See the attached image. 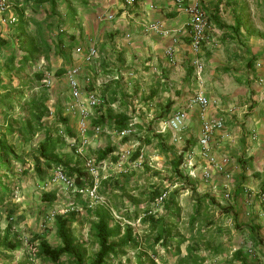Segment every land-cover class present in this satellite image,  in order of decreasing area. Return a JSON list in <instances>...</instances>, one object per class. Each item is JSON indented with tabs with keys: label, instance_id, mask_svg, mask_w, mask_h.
<instances>
[{
	"label": "trees",
	"instance_id": "16d2710c",
	"mask_svg": "<svg viewBox=\"0 0 264 264\" xmlns=\"http://www.w3.org/2000/svg\"><path fill=\"white\" fill-rule=\"evenodd\" d=\"M7 1L10 9L6 13L13 11L14 22H11L12 18L5 17L0 20V217L3 216L6 221L0 231V253L21 251L26 261L19 264H31V256L39 264H122V260L125 264H204L221 256L227 257L229 264H260L256 262L259 252L256 247L262 243L258 235L250 237L253 242L250 255L246 247L231 251L219 242L230 232L229 228L220 226L224 218L232 220L234 230L243 228L240 212L233 206L219 203L211 193L198 192L197 180L189 174L186 166L189 155L194 154L197 148L193 138H188L182 151L177 153L168 144L169 134L165 137L156 133L150 125L143 127L131 123V118L125 113H115L109 107L98 109L100 107L97 106L89 120L86 138L94 135L95 128L101 129L98 134L100 141L109 139L111 135L119 136L125 131L137 130L140 133L135 140L138 147L132 157L137 159L144 147L155 149L156 154L165 158L166 170L173 181L169 188H160V181L155 185L147 180L135 183L128 174H121L95 183L85 167V161L91 159L97 168V164L112 159L114 155L115 162L117 148L108 144L96 149L92 158L87 145L84 146V155L78 154L77 116L73 121L62 104L64 101L68 102L67 105L71 102L69 89L50 112L47 107L50 89L43 83L46 69L51 65L50 57H59L69 63L72 52L79 46L74 35L67 33L68 28L75 26L76 10L69 4L62 16L57 5L60 0ZM45 6L47 8L43 10L42 17L35 18ZM79 38L82 39L81 34ZM255 60L253 58L252 62ZM65 73V69L60 67L52 76L61 79ZM89 85L92 88L95 86L93 83ZM109 88L108 85H101L97 90L104 96ZM88 90L82 92L84 99L91 93ZM157 94L158 89L151 90L146 104L152 103ZM171 106V102L162 106L159 120L167 119ZM16 111L26 114L24 117L20 113L15 115ZM36 138L35 145L30 147ZM122 139L128 141L131 138L124 135ZM12 162L21 166L20 174H15ZM57 168L73 180L74 189L91 190L95 186L97 198L103 200L91 201L87 196L83 198L74 192L72 206L79 207L86 214V238L73 235L72 226L79 214L71 211L51 217L58 245L53 246L46 239L44 232L47 231V222H50V209L56 195L52 191H42L39 198V214L45 216L42 220L45 226L43 232L27 235L12 232L14 225L24 219L23 215H17L20 206L13 201L14 189L19 188L21 178L30 174L37 185L42 186L52 178V172ZM170 188L173 189L169 191ZM237 189L238 194H231L234 202L241 194L240 188ZM185 191L190 193L188 212L179 201ZM162 195L165 198L157 206V199ZM136 223L146 227L147 231L136 233ZM24 238L26 244L23 243ZM183 245L184 255L181 252ZM89 246L94 247V251H90ZM170 259L175 261L169 263Z\"/></svg>",
	"mask_w": 264,
	"mask_h": 264
},
{
	"label": "crops",
	"instance_id": "0c3cea01",
	"mask_svg": "<svg viewBox=\"0 0 264 264\" xmlns=\"http://www.w3.org/2000/svg\"><path fill=\"white\" fill-rule=\"evenodd\" d=\"M125 1L58 2L62 16L69 4L76 10L75 26L68 28L67 33L79 41L75 48L79 52H72L70 67L78 68L80 74L83 72L87 82L93 79L89 74L97 71L107 80L111 73L118 71L120 84L131 83L142 86V89L149 82L147 94L158 89L155 102L166 87L172 89L173 81L179 80L182 84L186 80L188 65L194 59L200 60L203 68L201 74L196 75V92L200 91L215 102L205 109L204 116L211 119L222 117L224 128L215 131L211 137L213 164L196 148L192 157H198V167L188 168L189 174L192 173L197 180L199 193H211L219 203L222 202L220 193L225 192L224 185L229 186L232 195L238 194L237 187L240 188V196L226 205L240 212L244 235L249 238L258 235L261 239V246L256 247L259 251L256 262L264 264V215L255 198L264 187V0L201 1L199 5L208 19V41L202 44L197 55L191 49L189 15L178 9L174 0H135L136 3L129 5ZM45 8L42 7L41 14L35 18L42 17ZM149 23H158L160 31L146 32L144 27ZM92 47L97 49V55L88 61L86 52ZM169 47L174 48L172 64L165 56ZM253 58L256 59L254 62ZM56 59L62 65L59 67L67 70L68 63L59 57L51 56V63ZM41 63H44L43 59ZM114 79H118L117 74ZM105 83L102 81L96 85ZM176 94L183 97V93ZM187 107L188 104L184 109L188 110V121L195 130L197 142L201 112L198 106ZM223 157L229 158L224 167L230 175L229 180L214 166L220 164ZM204 173L208 175L204 176ZM245 190L251 194H244ZM246 243V248L253 244L251 238Z\"/></svg>",
	"mask_w": 264,
	"mask_h": 264
},
{
	"label": "rangeland",
	"instance_id": "374dc122",
	"mask_svg": "<svg viewBox=\"0 0 264 264\" xmlns=\"http://www.w3.org/2000/svg\"><path fill=\"white\" fill-rule=\"evenodd\" d=\"M6 13V12H5ZM0 13V20L4 17L6 19H11L14 17L13 11H10L8 13ZM5 16H4V15ZM60 61L58 59L54 60L53 63L47 68L46 72V78H48V88L50 89V95H49V102L47 104V107L50 112L54 111V106L57 103V101L61 100V97L64 96L65 93L68 91V84L66 77H62L61 79H56L52 75H55L54 72L56 69H59ZM72 67V66H71ZM69 63L67 65V70L71 68ZM110 66H107V69H109ZM102 71V69H99ZM66 71V70H65ZM100 72V71H99ZM97 71L96 74L90 75V82H87V76L81 72L79 73L78 80L79 85L81 88V91L85 93L87 92H96V94L100 97V104L98 109H106L109 107L113 110L115 113H125L128 115L129 118H131V123H136L138 125H142L143 127H147L150 125L156 133L162 134L165 137H168L169 134V140L168 144L172 145L174 148V151L179 153V151H182V147L185 145V141L188 138H193L196 142V133L195 130H193V126L190 124L191 121L189 120L187 122L186 128L178 133H172L165 127V122L159 120L160 119V112L163 111L162 106L165 105L167 102H171V110L169 113H171L175 109H184L185 105L189 103L190 99L194 95L197 89L196 85V75L192 68V64L188 65L186 80L181 84L179 80L173 81L172 89H167L166 91H163V94L157 99V101L150 103L149 105L146 104L145 100L148 93V86L149 82L146 83L143 87L145 89H142V86H134L133 84H128L126 82H121V74L116 71L110 74V79L107 80L106 77H104V74H101ZM103 72V71H102ZM108 72H111L108 70ZM147 72V71H143ZM99 73V74H98ZM104 73H107L104 71ZM118 79H114L116 77ZM100 79V80H99ZM91 80L94 81V87L92 88L89 84L91 83ZM105 81V84L102 85H108L109 91L104 96L97 90V87L101 85H96L98 82ZM113 83H116L112 85ZM145 83V82H144ZM171 92L173 95L171 96ZM165 93V94H164ZM176 93H183V97L179 96ZM84 95H82L81 100L84 102ZM176 97V98H175ZM67 101H64L63 107L67 106ZM158 103V106H157ZM66 109V108H65ZM95 110V109H94ZM94 110H91L92 116L94 114ZM20 113L21 116H25V112L16 111L15 115ZM66 113V111H65ZM67 114V113H66ZM72 118L73 121H76V115L67 114ZM170 115V114H169ZM168 115V116H169ZM92 116L90 118H92ZM168 118V117H167ZM76 123V122H75ZM191 125V126H190ZM194 125V124H193ZM129 136L131 139L128 141L123 140V136ZM138 135H140L139 131L137 130H131V132L122 134V135H111V137L103 138V140H98V135L94 133L92 137L87 136L88 140V150L93 158V153L96 149L105 147L108 144L113 145L117 148V151L115 152V155L117 156V160L113 162L112 159L108 158L106 160H103L101 163L97 164V173H96V182H99L100 179H109V178H115L119 177L121 174H128L132 181L135 183H144V180L149 181L150 183H153L154 185L159 182L158 187L160 188H169V185L172 183L173 179L170 176V173L166 170L167 162L163 156H161L159 153L156 154L155 149H151V147H144L142 151L140 152V156L135 159L132 157L133 153L136 151L138 144L136 143V139L138 138ZM38 138H36L33 143L30 145L34 146L35 141H37ZM192 139V140H193ZM86 145V146H87ZM87 150V154H88ZM196 153V152H195ZM84 155V153H83ZM192 169H196L198 167V157L194 156L192 157ZM11 167L14 168L15 174L21 173V166L19 164H16L14 162L11 163ZM186 171V169H184ZM183 170V171H184ZM188 171V170H187ZM196 171V170H195ZM196 173V172H194ZM158 174V176H156ZM145 185H148L147 183ZM177 185H175L176 187ZM18 189H14V197L13 201L14 203L18 204L20 206L19 212L17 215H23L24 219L18 221L16 225L12 228V232H17L18 234H25L35 232V233H42L43 232V225L42 220L45 218L44 214H39V209L41 207V202L39 201L40 195L42 191H52L55 192V200L53 204V208L50 214H66L68 212L74 211L78 213L77 216L78 220L77 222L72 226V232L75 237H84L86 238L87 234V225L85 224V217L86 214L84 211H82L79 207H74L73 200L75 198V193L68 189L63 183L60 181H57L54 179V173L52 172V178L47 181L45 184L37 185L36 181L29 175H26L25 177L21 178V181L18 184ZM150 187V186H146ZM173 188H170L169 191H171ZM225 193V192H224ZM223 192H221V201L224 205H226L229 201L232 202L231 197L228 200H225L223 197ZM83 198L84 195H81ZM190 193L185 191L183 194L180 195L179 201L181 204V207L185 210H187V205L189 204ZM221 203V202H220ZM243 218H241L240 225L243 227ZM51 218L50 222H47V231L44 232L46 239L51 243L53 246L58 245V240L54 236L53 228L51 226ZM232 220L230 218H224L222 222L220 223L221 228L227 229L229 228V233L224 235L221 240L219 241L221 244H223L226 249L228 250H234L244 247L250 239L248 235H244V229L240 230H234L232 228ZM6 225V221L4 220L3 216L0 217V231L4 229ZM134 229L136 233L141 234L144 231H147V228L144 226H141L139 223H136L134 226ZM218 242V243H219ZM217 243V244H218ZM186 245V244H185ZM185 245L181 247V252L184 255L185 254ZM89 250L94 251V247L89 246ZM129 257H132V254H129ZM32 263L31 264H39L38 261L34 258V256H31ZM21 261H26V258L24 257V253L21 251H17L15 253L9 254V253H0V264H19ZM175 259H170L169 263H173ZM122 264L124 263V260H122ZM204 264H229L227 257L221 256L216 259L207 260ZM235 264H242L240 262H236Z\"/></svg>",
	"mask_w": 264,
	"mask_h": 264
},
{
	"label": "built area",
	"instance_id": "2783aa9c",
	"mask_svg": "<svg viewBox=\"0 0 264 264\" xmlns=\"http://www.w3.org/2000/svg\"><path fill=\"white\" fill-rule=\"evenodd\" d=\"M201 1L210 2L212 0H189L186 2L185 0H174L176 7L180 10H183L185 13L189 15V32H190V39H191V49L194 55H197L200 52L202 44L207 42L206 31L208 29V19L204 10L200 7L199 3ZM127 5L132 4L134 0H126ZM10 9V5L7 0H0V13H5ZM108 18H112V16H108ZM11 22H14V19H11ZM146 32H159L160 25L158 23H149L144 27ZM79 52L78 49L75 50ZM173 53L174 48L169 47L165 51V56L168 59L169 63H173ZM97 55V49L92 47L89 48L86 52V60L91 61V59L95 58ZM192 66L194 68L195 75L199 76L202 71V64L199 59H194L192 62ZM79 69L75 67H71L66 70L65 77L68 84V89L71 97V102L66 106V113L71 115L77 116V127L79 132V145L77 149V153L82 155L84 153V146L87 145L88 140L86 138V133L89 129V120L92 116L91 110H94L100 104V98L96 94V92H91L86 95L84 102H82V91L79 86ZM45 86H48V78L43 80ZM215 102L209 99L205 94L201 93L200 91L194 93L192 98L188 103V107L191 106H198L200 109V118L202 120L201 127L197 136V148L199 154L204 158L208 159L211 164H213V159L210 156V141L213 133L215 131H221L224 128V120L222 117L219 118H205L204 111L210 105L214 104ZM188 122V110L182 109H175L173 110L170 115L168 116L165 127L171 131L172 133H178L183 131L186 128ZM101 131L100 128H95L94 133L99 134ZM131 132L125 131L122 134H126ZM141 157V156H140ZM191 160L192 154L189 155V158L186 161L187 168L191 167ZM229 163V158L223 157L220 164H215V168L225 174L227 180L230 179V175L225 172L224 167ZM85 167L88 169L89 173L96 179L97 169L94 166V163L91 159L85 161ZM54 179L63 183L68 189L76 192L80 195L87 196L91 201L101 200L98 199L95 193L96 187L92 188L91 190H76L73 186V180L68 179L65 174L59 169H54ZM191 176L194 177L192 173ZM207 173H204V176H207ZM95 183H97L95 181ZM225 193L223 198L228 200L231 197V192L228 185H224ZM244 194L250 195L251 192L249 190H245ZM165 198V195H162L157 199L156 205H160ZM255 198L257 200L258 206L260 208L261 214L264 215V187L260 191L255 194ZM116 219H119L115 213H113ZM53 217V214L50 215V218ZM26 238L23 239V243L26 244ZM248 254L252 253L251 249L248 248ZM253 256V255H252Z\"/></svg>",
	"mask_w": 264,
	"mask_h": 264
}]
</instances>
